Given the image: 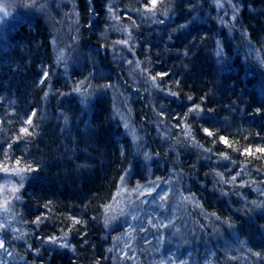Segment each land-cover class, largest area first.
<instances>
[{
  "label": "trees",
  "instance_id": "16d2710c",
  "mask_svg": "<svg viewBox=\"0 0 264 264\" xmlns=\"http://www.w3.org/2000/svg\"><path fill=\"white\" fill-rule=\"evenodd\" d=\"M16 1L0 19V264H264V0H157L155 17L151 0ZM153 184L163 209L141 195Z\"/></svg>",
  "mask_w": 264,
  "mask_h": 264
},
{
  "label": "snow or ice",
  "instance_id": "6c2138e0",
  "mask_svg": "<svg viewBox=\"0 0 264 264\" xmlns=\"http://www.w3.org/2000/svg\"><path fill=\"white\" fill-rule=\"evenodd\" d=\"M156 3H157V0H151V5L150 6L149 5H145V10L146 11H145L144 14L147 15V14L150 13L153 17H155L156 12H155L154 9H155ZM24 6L25 7H28L29 5H24ZM232 9H233V17H232V19L235 20L236 19V13L239 12V9L236 8L235 5L232 6ZM108 10H109L110 13L112 12L111 7ZM167 14H168L167 13V10H165L164 15L167 16ZM114 19L119 20L120 18L118 16H115ZM163 22L164 21L162 20L161 23H163ZM181 27L182 28L183 27H187V25H181ZM124 32L127 33V28L124 29ZM129 39H131L130 36H129ZM118 43L125 44L126 45L128 43V40H121V41H118ZM63 58H64V52H63V50H61V52H60V54H59V56L57 58L58 59V62L61 61V60H63ZM137 66H139V61H137ZM145 71H147V70L145 69ZM158 75L159 76H167V75H169V73H158ZM47 76H48V73L45 72L44 73V77L46 78ZM151 80H152L153 86L154 87H158V85H156V82H155V77H152ZM41 82H43V81H41ZM105 87L106 88L107 87H111V85H105ZM75 91L77 93H80L81 92V89L79 87H77ZM169 94L172 95V96H178L179 95L178 93H169ZM47 95H48V93H45V96H47ZM82 95H84V97H85V100L82 101V102H86L87 95H90V93H87V90H85V92L82 93ZM188 99L189 100H192V97L189 96ZM209 111H211V110H209ZM257 111L259 112L260 109H257ZM202 112H203V110L200 108V106L194 104L192 107L188 108L187 113H185V116H187L189 113L201 114ZM35 114H36L35 113V110H33L32 115L29 116V118L25 121V123L27 125L32 126V124H33L32 117H34ZM161 115H163V113H161ZM200 118L201 119H204V116L203 115H200ZM173 119H179V115L173 117ZM65 123H67V118H65ZM124 127H125V129H129L128 123L125 122L124 123ZM185 129H187V126H185ZM203 132L207 136H211L212 135V131L209 128H204L203 129ZM20 133L21 134H25V135H32L33 134V133L29 132V128L28 127H21ZM131 134H132L133 140H136L137 139V136H136V133H135V129H131ZM185 135H190V133L187 130H185ZM220 140H221V142H225L226 143L224 137H220ZM10 146L11 145H9V147ZM257 151H259L261 153H264V148H259V149H257ZM250 154H251V149H245L244 152L242 153V155H250ZM221 155L223 156L224 159H227L228 158L225 154H221ZM147 156H148V154L145 153V157L146 158H147ZM17 164H19V161H17ZM0 169H2L4 172H9L10 171V169L8 167H6V166H0ZM38 170H39L38 169V166H36V167H28V168H24V169H20V168L11 169V171L16 172L17 174H19L21 172H26V171L27 172H36ZM217 175H219V174H217ZM120 179H121V182H123L125 180V177L124 176H121ZM221 179H223V177H221ZM235 179H236V177L233 176L232 177V180L234 181ZM21 181H23V176H21ZM22 186H23V184H21V187ZM159 187H160L159 184H153L152 186L147 187L145 189V192H141V195H145V193H146L147 195L151 196L152 193L153 192H156ZM137 188H139V184L137 185ZM0 190H2V189H0ZM10 191L12 193H15V192L18 191V189L17 188H12V189H10ZM167 196H168V192H164L163 195H159V200L161 201V203L158 206L161 209L164 208V203L163 202L166 200ZM183 199H189V197H183ZM153 204L154 205L156 204V201L155 200H153ZM121 215H124V212L123 211L121 212ZM138 217H139V213L137 212L136 215H134V216L131 217V219L133 221H135V220H137ZM36 219H37V222H38L40 220V217H37ZM76 223H79V221H76ZM108 223H109V218H106L105 219V225L107 226ZM125 223H128V221L125 220ZM148 223L151 224L152 227H159V228H166L167 227V224H165V223H160L159 225L154 224L152 222V219L151 218L148 220ZM3 227H4V225L0 224V228H3ZM229 227L231 228L232 225L229 224ZM140 230L141 231H144L145 229L143 227H141ZM21 235H23V234H21ZM65 236H67V233H65ZM47 239H48L49 242H56L57 241V238L56 237H48ZM60 246L61 247H69V245L67 243H63ZM3 247H4V240L3 239H0V248H3ZM8 254L11 255L10 252ZM255 255H259V253H255Z\"/></svg>",
  "mask_w": 264,
  "mask_h": 264
},
{
  "label": "rangeland",
  "instance_id": "374dc122",
  "mask_svg": "<svg viewBox=\"0 0 264 264\" xmlns=\"http://www.w3.org/2000/svg\"><path fill=\"white\" fill-rule=\"evenodd\" d=\"M41 1L46 2V3H47V1H49V2H52L51 4H54L55 3L54 1H56V0H41ZM63 1L66 2V0H63ZM214 2H215V6H217V0H214ZM16 3H17L16 0H0V19L1 18L7 19V16L9 14H8V11L5 10V8H8L7 5H11L12 6V5H15ZM61 5H62V2H61ZM42 6L44 7L45 5L43 4ZM163 188H164L163 184H160V187L157 189L156 192H153L151 196H149V195H147L145 193V196L147 198H149V200H152V198L155 195L157 196V195H159L162 192V189ZM145 189L146 188L141 189L140 192H145ZM151 203H152V201H151ZM137 212L139 213V217H138L139 219L137 218L138 220L133 221L131 219V217L134 216V215H136ZM130 214L131 215L129 216L130 219H129L128 223H127V227L129 226L128 227L129 230H134L137 226H141V224H142V218H140V217L143 216V214H141V212H140V207L134 208L133 211ZM131 225H132V227H131ZM146 236L149 237L148 235H146ZM136 246L137 247L139 246V244L137 242L133 245V248L135 249ZM140 246H142V245H140Z\"/></svg>",
  "mask_w": 264,
  "mask_h": 264
}]
</instances>
